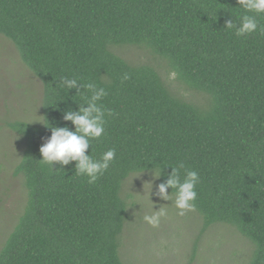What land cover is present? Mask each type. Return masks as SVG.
I'll use <instances>...</instances> for the list:
<instances>
[{"label": "trees", "instance_id": "16d2710c", "mask_svg": "<svg viewBox=\"0 0 264 264\" xmlns=\"http://www.w3.org/2000/svg\"><path fill=\"white\" fill-rule=\"evenodd\" d=\"M244 15L258 28L238 36ZM0 34L42 80L45 113L44 125L8 123L26 140L14 173L24 175L28 202L0 264H125L126 178L159 170L166 183L181 162L199 174L194 203L205 227H235L254 243L250 264H264V13L238 0H0ZM127 45L163 57L206 102L176 94L155 66L123 58L117 49ZM65 77L79 81L66 88ZM89 82L106 90L97 103L112 115L87 151L94 159L116 151L93 184L75 174L76 160H40L53 126L75 129L64 116L87 107Z\"/></svg>", "mask_w": 264, "mask_h": 264}, {"label": "rangeland", "instance_id": "374dc122", "mask_svg": "<svg viewBox=\"0 0 264 264\" xmlns=\"http://www.w3.org/2000/svg\"><path fill=\"white\" fill-rule=\"evenodd\" d=\"M117 52L131 63L158 68L179 96L206 102V94L179 81L168 62L146 46H120ZM16 120L44 125V85L13 41L0 34V250L28 202L24 175L14 173L26 150L25 138L8 125ZM155 173H132L123 186L130 214L121 236L125 264H250L255 246L248 237L226 223L205 227L196 208L179 215L172 200L159 194L161 178ZM159 208L167 209V215L152 226L144 216Z\"/></svg>", "mask_w": 264, "mask_h": 264}, {"label": "clouds", "instance_id": "9594fccd", "mask_svg": "<svg viewBox=\"0 0 264 264\" xmlns=\"http://www.w3.org/2000/svg\"><path fill=\"white\" fill-rule=\"evenodd\" d=\"M248 12L264 13V0H238ZM233 25V21L227 22L228 27ZM258 28V22L255 16L244 15L240 18V24L237 27L236 34L238 36L253 33ZM128 75H124L127 79ZM63 87H75L78 79L67 77L62 79ZM83 87L87 89L91 95L86 98L85 104L80 107L79 111H68L65 113L64 119L70 120L76 126L74 130L67 126H53L51 128L52 135L44 143L40 151L42 153V163L53 165L55 161H60L62 164H68L71 160H76L77 175H85L88 177V183L93 184L97 179L104 174L109 168L110 163L116 157L114 148L104 152L100 159H94L88 149L90 141L100 138L105 131L106 116L112 115V110L98 104L104 96L107 95L103 87H97L96 84L89 82ZM180 169H185L183 162L173 168L166 183H161L159 186V194L165 199H171L175 207L179 210V215L183 216L188 211L195 210L194 201L197 198L196 186L200 182V177L197 171L185 169L183 179H181ZM155 175L158 177L160 171L157 170ZM171 187L174 191L170 195L167 189ZM174 196V199H173ZM167 215V209L159 208L151 215H145L144 220L152 226L158 225L160 219Z\"/></svg>", "mask_w": 264, "mask_h": 264}]
</instances>
